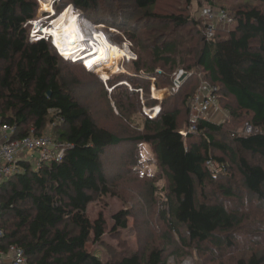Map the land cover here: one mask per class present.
Segmentation results:
<instances>
[{
  "label": "trees",
  "instance_id": "1",
  "mask_svg": "<svg viewBox=\"0 0 264 264\" xmlns=\"http://www.w3.org/2000/svg\"><path fill=\"white\" fill-rule=\"evenodd\" d=\"M161 1L165 0H64L57 10L61 13L72 5L95 24L119 28L138 55L131 63L137 70L147 54L168 69L153 74L155 85L174 87L180 68L192 73L155 118L144 113L157 107L151 97L152 76L137 72L108 80L112 92L120 90L117 94L125 98L116 101L119 112L140 111L145 117L142 131L118 136L98 126L80 104L76 79L66 74L63 58L53 46L45 40L29 41L27 24L37 18V1L0 0V117L16 127L13 140H17L45 134L54 111L53 138L67 147L62 161L44 164L40 171L23 162L25 172L0 185V228L5 232L0 250L16 245L30 264H167V248L106 259L87 250L90 243L107 246L106 220L101 215L92 223L87 212L92 202L111 192L101 157L116 147L152 146L168 182L161 218L170 231V246L176 235L185 246L200 251L209 245L210 252L230 251L235 247L234 233L248 217L230 209L227 199L247 194L264 207V8L254 3L264 0H252L235 13L222 8L235 28L218 29L212 41L204 36L199 11L195 16L153 12ZM130 10L139 26L133 25ZM142 23L156 27L138 34L135 30ZM199 75L217 89V105L230 114L229 120L217 124L198 117L191 122ZM172 101L180 105L170 110ZM184 111L188 120L182 126ZM230 122L250 124L254 132L237 135ZM190 126L197 131L183 137L181 128ZM234 172L240 175L239 186L229 181L215 186L217 179ZM129 215L125 211L114 215L113 233L128 227ZM236 264H264V257L253 255Z\"/></svg>",
  "mask_w": 264,
  "mask_h": 264
},
{
  "label": "rangeland",
  "instance_id": "2",
  "mask_svg": "<svg viewBox=\"0 0 264 264\" xmlns=\"http://www.w3.org/2000/svg\"><path fill=\"white\" fill-rule=\"evenodd\" d=\"M188 1L189 0L161 1L158 6L152 10L159 14L176 13L195 16L196 12L199 11V13H201L202 9L205 7H214L216 9L224 8L235 13L238 10V7L252 3V0H210L214 4V6H212V4L208 3L209 0H193L191 4H189ZM37 3L39 4L38 1ZM254 3L261 5L264 8V3ZM62 5L56 6V10ZM39 8L37 18L40 16ZM64 10L62 12H64ZM74 12L76 11L74 10ZM77 12L81 14V23L84 26L87 25V28L90 30L97 29L100 31L99 33L103 32L106 38L113 44L118 46L126 44L130 46L132 52L138 58V55L133 50L132 42L128 40L129 38L126 34H123L122 31L118 30L119 28H113V26L110 25L113 29H116L115 31H118L117 33L108 28L102 29L98 24L89 20L81 10H77ZM128 16L132 20L133 25L135 23L139 26L140 21H137L138 17L136 14L132 13L130 10V15ZM47 20L50 22L55 21V17H52L51 19L49 17ZM199 20L204 25V20L202 18H199ZM47 22L48 21H46V23ZM146 24L147 23H142L139 30L137 28L136 30L134 29L135 32L141 34L142 32L156 27L154 24ZM49 25L51 26L52 23ZM104 26L110 27L109 25ZM226 28L234 29L235 25L232 24L229 27H223L220 29ZM29 30L31 32V28H29ZM29 41L34 43L32 40ZM49 43L52 45L51 42ZM62 61L64 62L63 67L65 68V72L68 70L66 74L71 78L76 79L75 87L78 88V91L76 92L78 101L83 107L91 112V116L98 126L108 128L118 136H123L129 132L138 133L144 129L145 117L140 111H131L129 113L125 111L119 112L115 104L120 98L125 100L123 94H117L122 91L116 90L113 93L108 81L109 79L105 78L102 73H99L98 71H87L83 64L79 62L74 63L71 59L69 61L62 59ZM131 63L132 62H128L127 58L123 60L121 59L117 63L118 68H120L118 74H122L123 76L125 74L136 76V73L139 72L147 76V78L151 76L154 78L153 74L160 73L161 71L163 73L168 70L167 68L164 69L161 64H158L154 56L151 54H147V56L143 57L140 69L138 70L137 67ZM82 66L85 69L82 68ZM179 70L184 69L180 68L177 72ZM184 71L187 77L192 74L186 70ZM176 73L174 80L176 79ZM120 76L121 75H116L110 80L116 79ZM186 76H184L181 81L187 79ZM201 79V75L197 76L196 80L198 88L201 84ZM100 83H102L103 86H100ZM125 84L127 85V83ZM155 84H157V82H155ZM155 84L150 86L151 97L154 98L153 100L155 102H158H156V109L159 110L153 115L149 114L148 109H144V113L149 117L152 115L153 118L158 115L160 111L159 107H162L164 102L166 103L171 99V96H169L167 92L170 87L167 88L161 83L160 85ZM129 89L131 90V88ZM141 99L144 101L142 95ZM132 101L134 103V99H132ZM173 102L175 101H172V106L169 107L170 110L177 108L178 104L180 105L179 101L177 102L178 104ZM126 108H131L129 102L126 105ZM54 115L55 112H51L50 118H53V121L55 120L53 117ZM210 115L211 117H209V119L217 124L231 118L229 116L230 114L226 112L224 108L221 109L218 105L212 110ZM198 117L199 115L196 109L192 106L190 113L191 122L195 121ZM187 120V113L184 111L181 122L182 126H185ZM53 121L48 122L49 124L44 130L45 134H49L52 137L54 135L56 136V124ZM228 126L231 128V131L235 129L237 135H242L244 132V123L230 122ZM191 127L192 126L182 127L181 130H187ZM238 151L241 156L253 161L250 154L242 152L239 149ZM101 158L105 174L108 177L111 192L108 193V195L98 197L92 202L88 206L87 214L92 223L98 220L101 215L106 220L107 230L103 240L107 242V246L104 248L90 243L87 245L88 252L97 253L100 257L106 259L108 255L117 256L119 254H132L135 252L147 253L154 248H167L169 251L167 253V264H236L239 260L247 259L253 255L264 257V207L261 203H258L255 198L247 194H241L239 195V198L227 199L226 201L230 209L239 211L241 215L243 214V216L248 217V219L244 220V225L234 233L236 241L235 247L230 251L217 253V250L214 249L213 252H210V248H212L210 245L205 249L207 251H200L198 248H194V246L192 248L185 246L179 236L176 235H172L173 245L170 246L168 243V240L170 239V231L164 220L161 218V212L165 210L164 200L166 198V191H164V189L167 187L168 182L165 174H163L157 164L152 146L149 144H142L136 148H133L132 146L111 148L105 151ZM48 163L50 164V162ZM31 166L35 167L34 162H31ZM232 174V179H230L231 176H229L230 178L225 176L217 179L215 186L219 187L226 181H229V184L234 182L235 186H239V173L234 172ZM122 211L130 214L127 219L128 227L123 230L119 229L117 233H113L115 227L114 215Z\"/></svg>",
  "mask_w": 264,
  "mask_h": 264
},
{
  "label": "built area",
  "instance_id": "3",
  "mask_svg": "<svg viewBox=\"0 0 264 264\" xmlns=\"http://www.w3.org/2000/svg\"><path fill=\"white\" fill-rule=\"evenodd\" d=\"M40 4L39 8V18L28 22L27 26H30V40L33 42H38L39 39L44 38L46 41L52 43L55 48L57 54L66 61L70 59L66 58L58 48L55 46L54 42L50 37L46 36L43 33L44 29L50 27V23L54 21H49L47 18L54 17V14L57 13L56 6L62 5L64 0H37ZM49 6L50 10L48 12H40L43 9V6ZM72 6V5H71ZM70 7V6H68ZM74 10L77 12V8L72 6ZM78 13V12H77ZM81 16L80 13H78ZM82 17V16H81ZM200 18L204 20L205 25V33L204 36L207 41H212L215 38L216 32L218 29L223 27H229L233 24V18L229 15V13L223 9H216L205 7L202 9L200 13ZM56 19V18H55ZM46 21H48L46 23ZM102 29H106L104 25H98ZM97 26V27H98ZM44 28V29H42ZM115 31V29H110ZM131 45V44H130ZM129 54H131L132 59L128 62L137 60L136 55L132 52L130 46L124 44L123 46ZM74 63L75 59H71ZM191 75V74H190ZM186 76L184 70H179L176 73V79L174 80V87L167 90L169 96L173 93L177 92L181 86V79ZM110 80V79H109ZM152 83L155 84L156 79L151 78ZM201 79V84L197 90V93L191 99V104L193 108L196 109L199 117L207 118L211 117L210 113L217 106V96L215 92L216 88L210 86L207 82ZM152 84V85H153ZM128 85V84H127ZM149 114H151L152 110H149ZM150 118H153L150 115ZM197 131L196 126H192L187 130H180V133L183 137H187L190 132ZM254 132L253 127L250 124H246L244 127V135H250ZM16 134V127L14 125H10L5 123L0 117V185L3 184L8 179H11L14 176H17L23 172H25V168L21 163H30L34 162L35 167L34 170L40 171L44 164H48V162H60L63 160L66 154L67 147L65 144L58 143L56 140L49 134H43L41 136H37L35 134H30L27 137L13 140L14 135ZM211 163L209 162V165ZM5 232L2 228H0V241L4 238ZM0 260H7L8 264H30L25 257V252L22 248L12 245L8 251L0 250ZM1 264V261H0Z\"/></svg>",
  "mask_w": 264,
  "mask_h": 264
},
{
  "label": "bare ground",
  "instance_id": "4",
  "mask_svg": "<svg viewBox=\"0 0 264 264\" xmlns=\"http://www.w3.org/2000/svg\"><path fill=\"white\" fill-rule=\"evenodd\" d=\"M65 9L61 14H54L55 21L50 27L42 28L43 33L52 39L61 54L83 64L87 71H98L107 79L120 75L117 63L121 59H132L127 49L113 44L103 32L99 33L97 29L90 30L87 25L84 26L81 16L74 12L72 6ZM44 10L48 12L49 6H43L41 14Z\"/></svg>",
  "mask_w": 264,
  "mask_h": 264
},
{
  "label": "clouds",
  "instance_id": "5",
  "mask_svg": "<svg viewBox=\"0 0 264 264\" xmlns=\"http://www.w3.org/2000/svg\"><path fill=\"white\" fill-rule=\"evenodd\" d=\"M106 28H107V27H106ZM108 29L110 30V29H113V28H108ZM115 30H116V29H115ZM43 40H45V39H44V38H42V40H41V41H43ZM45 41H46V40H45ZM39 42H40V41H39ZM86 70H87V69H86ZM171 96H172V95H171ZM153 99H154V98H153ZM156 108H157V107H155L153 110H155ZM159 108L161 109V106H160ZM153 110H152V111H153Z\"/></svg>",
  "mask_w": 264,
  "mask_h": 264
},
{
  "label": "crops",
  "instance_id": "6",
  "mask_svg": "<svg viewBox=\"0 0 264 264\" xmlns=\"http://www.w3.org/2000/svg\"><path fill=\"white\" fill-rule=\"evenodd\" d=\"M0 261H1V264H8L7 260H0Z\"/></svg>",
  "mask_w": 264,
  "mask_h": 264
},
{
  "label": "water",
  "instance_id": "7",
  "mask_svg": "<svg viewBox=\"0 0 264 264\" xmlns=\"http://www.w3.org/2000/svg\"><path fill=\"white\" fill-rule=\"evenodd\" d=\"M187 77V76H186ZM181 82H183V80L181 81ZM50 94V93H49Z\"/></svg>",
  "mask_w": 264,
  "mask_h": 264
}]
</instances>
